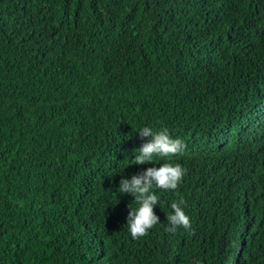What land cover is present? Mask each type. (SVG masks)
Here are the masks:
<instances>
[{
  "label": "trees",
  "instance_id": "obj_1",
  "mask_svg": "<svg viewBox=\"0 0 264 264\" xmlns=\"http://www.w3.org/2000/svg\"><path fill=\"white\" fill-rule=\"evenodd\" d=\"M263 52L264 0H0V191L27 199L77 164L109 104L143 113L108 117L97 165L25 205L0 194V264H264ZM145 126L183 152L127 177L185 174L153 188L160 222L133 239L124 219L102 222L139 207L114 175ZM181 199L190 228L168 231Z\"/></svg>",
  "mask_w": 264,
  "mask_h": 264
},
{
  "label": "clouds",
  "instance_id": "obj_2",
  "mask_svg": "<svg viewBox=\"0 0 264 264\" xmlns=\"http://www.w3.org/2000/svg\"><path fill=\"white\" fill-rule=\"evenodd\" d=\"M139 136L152 137L151 140L138 148L139 154L135 155V164H144L154 161V157L161 160H170L183 152V142L172 138L167 129L153 132L151 127H143L138 130ZM185 174L180 164L164 162L160 167H149L140 174H134L131 179L122 178L119 182L120 194H131L138 208L130 207L127 216V224L133 239H139L147 235L148 230L160 222L159 216L154 211V206L160 203L159 197L153 188L162 190H176ZM185 202L181 199L172 202L170 207L173 213L167 216L170 227L168 231L174 232L177 227L190 228V219L185 214Z\"/></svg>",
  "mask_w": 264,
  "mask_h": 264
},
{
  "label": "rangeland",
  "instance_id": "obj_3",
  "mask_svg": "<svg viewBox=\"0 0 264 264\" xmlns=\"http://www.w3.org/2000/svg\"><path fill=\"white\" fill-rule=\"evenodd\" d=\"M78 66H81V65L78 64ZM263 66H264V52H263V54H261V56L258 58L257 62L254 65H250V69L252 70V69L257 68V67L261 68ZM123 107H125V109H123ZM128 110L132 112L131 114L127 113L128 117L130 119L135 118L136 116L143 114V113H140L131 107H126V106H122L119 104H109L107 107H105L103 110L102 119L100 121H98V123L96 125V134H88V136H87L86 151L82 154L79 162L77 164H72V165L66 166L55 176L45 180L44 182H40L38 187L34 190L35 192L29 198H27V199L25 198L22 200H16V199H13L11 194L6 192V191H0V194L6 193L13 199V201H17V202L21 203L22 205H25V204H27L28 201H30V199H32L33 196L41 195V193L47 188V186L50 183L57 182L58 180H60L62 178H66L67 176H69L72 173V171L74 169H76V168L86 169L93 164L97 165V160L95 159L94 153L97 149L98 142H99V136L102 132V129H103L105 122L107 121L108 117H110V115L112 113L124 114L125 112H128ZM186 114H188V111L186 110V108H184L182 111V115H186ZM150 116H152V115H150ZM157 116H155V117H157ZM179 119L183 120V119H186V117L182 116ZM138 165H140V164H135V162H129V163L126 162L120 169H118L116 171L114 176L117 177L118 182H120V180L122 178L131 179V178L127 177V169L130 166H133L136 169ZM0 206H1V204H0ZM117 218L124 219L125 221H127V218L125 216L121 215L120 212L116 208L112 207L110 209V211L108 212V216L103 218L102 225L106 226L107 224H114V222L116 221Z\"/></svg>",
  "mask_w": 264,
  "mask_h": 264
},
{
  "label": "water",
  "instance_id": "obj_4",
  "mask_svg": "<svg viewBox=\"0 0 264 264\" xmlns=\"http://www.w3.org/2000/svg\"><path fill=\"white\" fill-rule=\"evenodd\" d=\"M28 203V202H27Z\"/></svg>",
  "mask_w": 264,
  "mask_h": 264
}]
</instances>
